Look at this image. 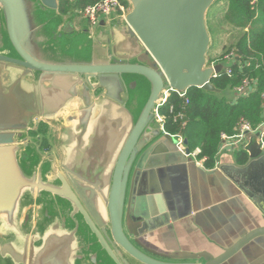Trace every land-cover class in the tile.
<instances>
[{"label":"water","instance_id":"1","mask_svg":"<svg viewBox=\"0 0 264 264\" xmlns=\"http://www.w3.org/2000/svg\"><path fill=\"white\" fill-rule=\"evenodd\" d=\"M60 1L0 0V264H264L262 127L206 168L159 113L222 93L219 0H122L93 29Z\"/></svg>","mask_w":264,"mask_h":264},{"label":"trees","instance_id":"2","mask_svg":"<svg viewBox=\"0 0 264 264\" xmlns=\"http://www.w3.org/2000/svg\"><path fill=\"white\" fill-rule=\"evenodd\" d=\"M103 0H78L76 8L95 4ZM237 24H245L255 18L258 11L264 15V0H229ZM70 9L67 0H61L59 10L66 13ZM231 9V8H230ZM234 53V62L224 69L212 83L222 93L211 94L199 88L192 87L185 97L170 93L159 113L164 116V130L175 134L181 131L188 140L191 150H200L197 157L204 159L206 168L214 164L222 142V135L232 136L237 132L239 122L246 121L252 129L262 123L264 101L261 93L264 91V30L242 33L236 42L226 49ZM223 53V52H221ZM214 61H224L217 57ZM230 69V74L226 72ZM249 81L245 94H236L235 88L243 80ZM188 103H185V99ZM180 114H182L180 116ZM43 134L42 150L48 148L45 138L47 126L41 123L36 133ZM49 140V139H48ZM264 146V134L262 136ZM237 162L242 164L247 155L244 151H236Z\"/></svg>","mask_w":264,"mask_h":264},{"label":"built area","instance_id":"3","mask_svg":"<svg viewBox=\"0 0 264 264\" xmlns=\"http://www.w3.org/2000/svg\"><path fill=\"white\" fill-rule=\"evenodd\" d=\"M254 2V0H253ZM128 10V4L122 0H103L95 4L87 5L82 8H76L75 13L77 14L80 21L86 23L89 27H93L98 21L100 15H107L110 12H115L118 15H123ZM257 15V14H256ZM256 17V16H255ZM218 57H222L223 60L231 65L234 62V53L232 51H225L221 53ZM216 59H212L213 62ZM215 62V61H214ZM230 74V69L226 70ZM249 88V81L243 80L242 83L235 88L236 94H245ZM186 96V95H185ZM184 96V97H185ZM261 99L264 101V91L261 93ZM185 103H188V99H185ZM164 105V104H163ZM182 114H180L181 116ZM263 129L264 134V121L259 125ZM258 126V127H259ZM251 126L244 120L239 122L237 132L232 136L222 135V142L219 149L225 145H232L233 147H238L244 140V135L249 131H254ZM181 137L183 136L181 131L177 132ZM197 156L200 152L198 148L191 150ZM202 161L204 159H201Z\"/></svg>","mask_w":264,"mask_h":264},{"label":"rangeland","instance_id":"4","mask_svg":"<svg viewBox=\"0 0 264 264\" xmlns=\"http://www.w3.org/2000/svg\"><path fill=\"white\" fill-rule=\"evenodd\" d=\"M221 1V2H220ZM216 2L208 11V27L212 37V43H216V46L221 45V52H225L226 49L231 47L238 37L244 33V25L237 24L235 19L232 18L234 15L233 9L230 6V10L221 16L222 10L219 2L222 3L223 0ZM216 12V14H214ZM219 13V14H218ZM264 16V15H263ZM214 49V46L211 48ZM216 57V56H214ZM216 59V58H214ZM48 131L52 130L47 126ZM44 152V151H43Z\"/></svg>","mask_w":264,"mask_h":264},{"label":"crops","instance_id":"5","mask_svg":"<svg viewBox=\"0 0 264 264\" xmlns=\"http://www.w3.org/2000/svg\"><path fill=\"white\" fill-rule=\"evenodd\" d=\"M220 2H219V6L221 5V10H222L221 16L223 17L224 14L227 13L230 10V2H229V0H223L222 3H220ZM76 7H77V4L73 5V6L70 4V9L66 13H75ZM63 14H65V13H63ZM214 14H216V12ZM207 15H208V13H207ZM207 22H208V18H207ZM82 24H86V23H84L83 21H80V19L78 18L77 14L75 13V25H76V27H79ZM243 25H244V30H245L244 32L262 31V30H264V16H263V13L261 11H258L256 17L253 20H251L250 22L247 21ZM90 28L93 29V27H90ZM213 46H214V49L212 50L211 48ZM221 51H222L221 50V45L218 47V46H216V43L213 44L211 42V46H210L209 51H208V57L211 60L214 59V58H217L221 54ZM214 56H216V57H214ZM262 118H263V120H262V122H263L264 121V110H263ZM39 124L37 125V127L39 126ZM199 160L201 161V159H199Z\"/></svg>","mask_w":264,"mask_h":264},{"label":"flooded vegetation","instance_id":"6","mask_svg":"<svg viewBox=\"0 0 264 264\" xmlns=\"http://www.w3.org/2000/svg\"><path fill=\"white\" fill-rule=\"evenodd\" d=\"M41 124V123H40ZM39 124V125H40ZM39 127V126H38ZM38 127L35 129V130H32V131H30L29 132V136L30 137H32V138H36V139H38L39 140V147H40V149H41V147H42V143H43V134H41L40 132L39 133H36V130L38 129ZM49 135H50V131H48V129H47V133H45V138H46V140H47V142H49V143H47L49 146H48V148L46 149V150H42V151H44V152H51L52 150H53V147H52V145H51V143H50V140H48L49 139ZM43 139V140H42Z\"/></svg>","mask_w":264,"mask_h":264}]
</instances>
